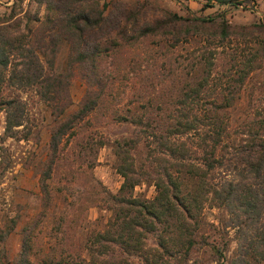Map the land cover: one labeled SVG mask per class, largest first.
Here are the masks:
<instances>
[{"label":"rangeland","instance_id":"1","mask_svg":"<svg viewBox=\"0 0 264 264\" xmlns=\"http://www.w3.org/2000/svg\"><path fill=\"white\" fill-rule=\"evenodd\" d=\"M102 2L125 4L137 14L136 23L164 18L167 12L187 18L212 16L215 21L223 18L228 33L219 39V27L215 25L196 31L193 24L187 28L178 22L171 29L180 33L177 42L170 30L161 28L160 34L121 46L112 56L105 57L100 63V72L111 76L109 82L102 92L98 85L91 86L101 95L99 102L76 123L73 132L62 136L46 179L47 201L40 188L39 175L47 157L50 129L57 119L47 103L30 88L21 93L28 116L25 137L3 135L4 111H0V228L9 227L0 240V264H19L17 257L24 233H27L26 244L33 264H125L124 261L147 264L141 256L122 250L112 241L96 240V233L106 228L114 203L112 195L122 179L115 168L114 149L118 139L134 136L140 129L123 118L128 116V110L144 114L147 109L151 110L147 115L155 116L156 104L168 98L167 93L175 92L184 79L191 81L188 72L194 59L201 57L200 52L210 53L212 57L205 89L197 104L200 107L217 102L242 61L254 57L235 105L228 111L229 123L221 137L224 161H233L237 150L246 144L247 125L264 116V0L240 3L212 0L207 6L203 5L204 0L99 1ZM11 6L16 15L42 17L45 14L44 6L33 0H0V15L10 12ZM187 31L188 34H183ZM67 48L65 41L58 44L51 65L62 73L70 71L71 102L65 113L77 108L88 87L81 77V67L68 66ZM46 55L50 56L49 51ZM198 111L203 113L202 109ZM182 137L191 147V159L202 163L206 145L197 132ZM131 153L137 167L146 161L145 140H139ZM215 172V181L237 177L236 170L224 164L215 168ZM133 194L150 198L154 186L151 181L143 180L134 185ZM200 218L204 223L200 231L207 240L215 241L218 247L227 242L218 261L226 262L237 247L234 229L223 225L228 218L227 211L208 200ZM155 237L153 232H147L144 244L157 245ZM214 257L208 245H199L187 262L178 263L170 258L168 264H220Z\"/></svg>","mask_w":264,"mask_h":264},{"label":"trees","instance_id":"2","mask_svg":"<svg viewBox=\"0 0 264 264\" xmlns=\"http://www.w3.org/2000/svg\"><path fill=\"white\" fill-rule=\"evenodd\" d=\"M33 1L44 6L42 17L24 13L22 21L23 16L16 15L13 6L10 12L0 15V111H4L3 135L25 137L28 116L21 93L30 88L47 103L57 119L50 129L47 157L39 175L40 188L47 201L46 179L62 136L73 132L76 123L99 102L101 95L91 86L98 85L102 92L109 82L111 76L100 72V63L105 57L112 56L121 46L160 34L161 28L170 30L177 42L180 33L171 29L178 22L187 28L188 24H193L196 31L215 25L219 27V39L227 36L228 25L223 18L220 21L212 16L187 18L175 12H167L164 18L136 23L137 14L121 2ZM211 1L204 0L203 5ZM61 41L68 47V66L78 64L88 86L77 108L67 113L65 109L71 102L68 93L70 71L62 73L51 67L53 54ZM47 51L50 56L46 55ZM200 55L188 72L191 81L184 79L175 92L167 93L165 96L169 97L156 104L157 117L147 115L151 112L147 109L144 114L128 110V116H123L140 129L134 136L116 141L115 168L122 179L112 195L114 203L106 228L96 233V240L112 241L122 250L141 256L147 264H168L170 258L185 263L199 245H208L218 262L227 242L223 241V246L218 247L200 231L204 225L200 214L205 202L210 200L227 211L228 218L223 225L233 228L237 239L236 253L226 262L218 263L264 264V116L247 125L246 144L237 150L233 161H224L221 144L229 123L228 111L235 105L254 57L242 61L217 102L200 107L197 105L199 96L212 67L211 54L200 52ZM201 109L203 113L198 111ZM196 132L206 145L202 163L191 159V147L182 137ZM142 139L147 145L146 161L137 167L131 149ZM223 164L236 170L235 179L215 181V168ZM143 180L151 181L154 186L150 198L133 194L134 185ZM8 228H0V240L6 236ZM147 232L155 234L157 245L144 244ZM24 234L17 261L33 264L26 244L27 233Z\"/></svg>","mask_w":264,"mask_h":264}]
</instances>
